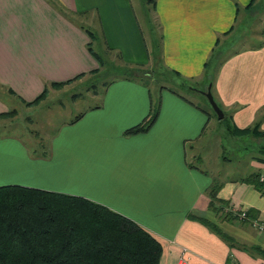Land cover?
<instances>
[{
    "label": "crops",
    "instance_id": "1",
    "mask_svg": "<svg viewBox=\"0 0 264 264\" xmlns=\"http://www.w3.org/2000/svg\"><path fill=\"white\" fill-rule=\"evenodd\" d=\"M58 1L72 13L94 15L103 46L131 68L151 64L141 18L150 25L154 17L163 68L188 83H210L234 130L257 133L258 126L264 141V27L257 46L220 56L210 72L220 45L250 36L243 27L252 21L254 0H154L148 7L143 0L142 16L132 0ZM88 43L77 22L48 0H0V85L22 101L36 100L51 83H73L80 74L96 72L100 63ZM158 95L160 111L147 132L124 134L150 115L156 101L138 79L122 78L110 83L99 104L65 121L41 150L17 137L0 138V186L73 194L105 205L161 240L160 264H177L182 254L189 264H264V234L249 220L236 214L235 220L223 219L208 207V191L219 182L192 160L212 121L203 100L164 85ZM8 112L0 100V114ZM258 158L255 172L264 174V158ZM242 179L220 182L218 196L264 220V195Z\"/></svg>",
    "mask_w": 264,
    "mask_h": 264
},
{
    "label": "trees",
    "instance_id": "2",
    "mask_svg": "<svg viewBox=\"0 0 264 264\" xmlns=\"http://www.w3.org/2000/svg\"><path fill=\"white\" fill-rule=\"evenodd\" d=\"M48 2L73 21L69 11L58 0ZM153 2L147 0V3ZM80 28L89 38L96 37L93 31L83 26ZM88 49L101 65L102 57L90 42ZM117 58L122 60L119 54ZM144 70L121 64L116 72L120 78L142 79L140 76L145 74ZM83 76L80 74L75 79ZM111 82L105 86L108 87ZM68 83L71 81L46 85L40 97L25 103L41 101L51 86L61 88ZM0 93V100L3 101L4 94L15 95L10 88L1 85ZM159 111L160 102L148 117L126 129L124 134L147 132L155 123ZM3 116L0 114V117ZM249 129L237 130L246 133ZM254 129L258 131V126ZM43 153L46 154L45 151ZM261 175V172H253L242 181L253 184L264 195ZM221 187V183H214L209 189L208 207L218 217L235 220L234 213L225 210L230 208L229 202L218 196ZM247 214L250 218L254 216L253 211L247 210ZM208 224L218 230L216 224ZM259 251L264 256V250ZM162 254L163 245L158 237L105 205L73 194L22 185L0 186V264H160Z\"/></svg>",
    "mask_w": 264,
    "mask_h": 264
},
{
    "label": "rangeland",
    "instance_id": "3",
    "mask_svg": "<svg viewBox=\"0 0 264 264\" xmlns=\"http://www.w3.org/2000/svg\"><path fill=\"white\" fill-rule=\"evenodd\" d=\"M132 3L138 14L142 16L141 7H143V0H132ZM145 7H148L147 2ZM253 11L252 21L248 18L247 26L243 27L250 33L248 39L242 40V42L239 40L237 43L230 42L229 44L220 45V50L216 51L218 54H214L213 61L220 56H222L220 59L229 56L231 51L257 46L261 42V31L264 27V0H254ZM69 13L73 18L72 20L77 22L79 27L83 26V28L93 31L94 34L96 33V37L93 35L94 39L93 37L89 38V36L88 38L90 45L102 57V62L98 69L99 73L94 72L84 75L82 78L76 79L73 83L61 88H53L51 86L43 99L34 104H27L15 95H5L3 93L5 96L2 95L5 97L9 112L0 117L1 139L11 136L17 137L28 148H32L31 150L36 149V147L41 150L47 147L53 134L65 121L74 119L88 106L99 104L102 101L107 82L122 79L117 77L119 74L117 73L118 71L116 72L118 67H121V61L114 53L107 51L103 46L95 16L88 13H72L70 11ZM143 18H141L143 31L146 35L152 60L149 66L142 67L145 69V74H142L140 76L142 79L138 80L151 91L152 97L156 101L154 108L160 102L158 94L161 85H164L171 90H176L190 97L198 95L203 100L200 101L201 106L209 111L212 116V121L206 129L204 138L196 145L200 150L198 153L196 152L198 157L192 159L193 162L198 167L209 172L212 178L214 177L213 180L219 183L238 181L257 171L258 169H255L254 163L260 161L258 157L264 158L261 153L264 141L259 138L260 128L258 127L257 133H254L252 128H250V132L246 133L235 132L237 128L234 130L233 122L228 114L224 112V118L219 119L204 95H195L190 91L192 88L200 87L206 90V83H188L165 70L161 60L162 45L160 44L161 38L157 22H155L154 17L151 18L150 16V25H148V22H144L145 18ZM249 26L251 27L250 29ZM151 29L152 33L150 34ZM213 61L210 72H214V67H217V61ZM213 74L211 75L214 76ZM133 80L137 79L134 78ZM208 85L210 86V83ZM95 92L97 96H94ZM189 152L191 157L194 152L191 150Z\"/></svg>",
    "mask_w": 264,
    "mask_h": 264
},
{
    "label": "built area",
    "instance_id": "4",
    "mask_svg": "<svg viewBox=\"0 0 264 264\" xmlns=\"http://www.w3.org/2000/svg\"><path fill=\"white\" fill-rule=\"evenodd\" d=\"M260 181L264 182V174L261 175ZM229 209L234 214H236L238 216V218L244 219V220L245 219L249 220V222L251 223L252 227H254V229H256L259 233L264 234V220H261V219L256 218V217L250 218L247 214V210L240 208V207L232 206ZM177 264H189V262H188V260H186V258H184L183 254H182L181 257L179 258Z\"/></svg>",
    "mask_w": 264,
    "mask_h": 264
},
{
    "label": "water",
    "instance_id": "5",
    "mask_svg": "<svg viewBox=\"0 0 264 264\" xmlns=\"http://www.w3.org/2000/svg\"><path fill=\"white\" fill-rule=\"evenodd\" d=\"M202 93L208 99L211 107L213 108V110L217 114L218 118L219 119H223L224 118V112L219 107V105L217 104V102L215 101L214 96H213V94L211 92V86H209L206 91H202Z\"/></svg>",
    "mask_w": 264,
    "mask_h": 264
}]
</instances>
